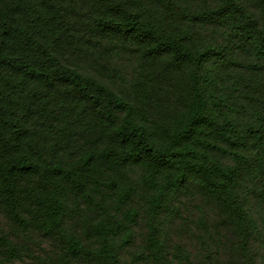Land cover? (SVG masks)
Returning a JSON list of instances; mask_svg holds the SVG:
<instances>
[{
    "label": "trees",
    "instance_id": "16d2710c",
    "mask_svg": "<svg viewBox=\"0 0 264 264\" xmlns=\"http://www.w3.org/2000/svg\"><path fill=\"white\" fill-rule=\"evenodd\" d=\"M0 264H264V0H0Z\"/></svg>",
    "mask_w": 264,
    "mask_h": 264
}]
</instances>
